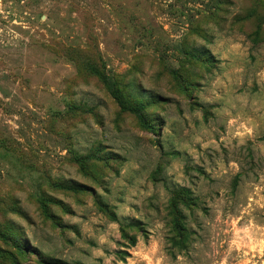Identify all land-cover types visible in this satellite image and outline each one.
Returning <instances> with one entry per match:
<instances>
[{
  "label": "rangeland",
  "instance_id": "1",
  "mask_svg": "<svg viewBox=\"0 0 264 264\" xmlns=\"http://www.w3.org/2000/svg\"><path fill=\"white\" fill-rule=\"evenodd\" d=\"M0 264H264V0H0Z\"/></svg>",
  "mask_w": 264,
  "mask_h": 264
}]
</instances>
